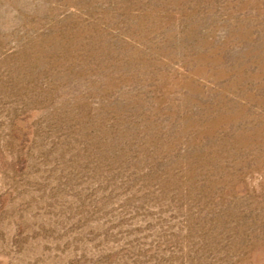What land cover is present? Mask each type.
Returning <instances> with one entry per match:
<instances>
[{
	"label": "rangeland",
	"instance_id": "rangeland-1",
	"mask_svg": "<svg viewBox=\"0 0 264 264\" xmlns=\"http://www.w3.org/2000/svg\"><path fill=\"white\" fill-rule=\"evenodd\" d=\"M0 264H264V0H0Z\"/></svg>",
	"mask_w": 264,
	"mask_h": 264
}]
</instances>
